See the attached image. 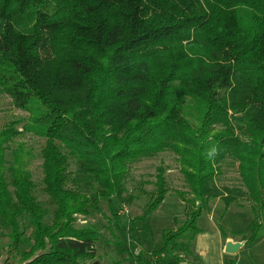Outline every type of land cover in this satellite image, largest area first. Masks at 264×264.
<instances>
[{"label":"trees","instance_id":"obj_1","mask_svg":"<svg viewBox=\"0 0 264 264\" xmlns=\"http://www.w3.org/2000/svg\"><path fill=\"white\" fill-rule=\"evenodd\" d=\"M0 96L26 114L0 125L1 264H94L103 236L91 218L103 205L116 230L108 244L149 264L135 223L165 200L164 173L141 216L117 215L138 199L131 168L161 153L180 163L186 193L184 221L162 233L158 257L189 256L214 201L219 219L248 206L242 241L259 237L264 0H0ZM24 135L40 141L39 189ZM228 168L232 186L221 184Z\"/></svg>","mask_w":264,"mask_h":264},{"label":"rangeland","instance_id":"obj_2","mask_svg":"<svg viewBox=\"0 0 264 264\" xmlns=\"http://www.w3.org/2000/svg\"><path fill=\"white\" fill-rule=\"evenodd\" d=\"M26 114L13 108L10 100L6 96H0V125L16 119L25 118ZM17 144H22L29 155L25 156L28 161L27 169L33 181L40 188V158L38 152L40 141L32 135H24L18 138ZM14 145H12L13 147ZM180 163L170 153L154 154L145 158L140 163L134 165L127 179V191L137 194L138 199L130 206L121 208L118 217L124 222L133 220L141 216L147 204L148 193L154 190L155 176L163 172L168 186V193L159 208L150 215L145 221H136L135 248L138 256H145L149 259V264L163 259L159 264L170 262L171 264H224L226 260L232 259L235 264H264V216L262 219L263 227L259 237L245 247L242 241L249 233V226L253 221V216L248 211V206L242 209L230 207L222 218V205L218 201L210 204V211L203 214L197 222L200 233L195 238L191 246V254L186 256L179 254V261L168 259L162 255L158 257V252L162 247V233L167 230L176 229L184 221V205L180 198L185 195L184 182L179 173ZM138 184L139 190L135 189ZM222 185L232 186L237 184V175L232 168L226 169L221 181ZM39 200H45V196L37 192ZM102 213L91 218L92 222L97 223L103 238L100 244L96 245L97 257L94 264H132L127 261V255H120L117 250L108 242L112 241V232L116 236V230L111 223L110 214L107 208L102 206ZM79 224H83V217L77 218ZM110 220V224L107 223ZM121 223L126 226L127 223ZM219 227L222 228L224 235L221 234ZM140 242H138V240ZM240 244L237 251L233 254L225 253V244ZM3 256L0 257V264ZM134 264H138L135 262Z\"/></svg>","mask_w":264,"mask_h":264},{"label":"water","instance_id":"obj_3","mask_svg":"<svg viewBox=\"0 0 264 264\" xmlns=\"http://www.w3.org/2000/svg\"><path fill=\"white\" fill-rule=\"evenodd\" d=\"M240 244H232V243H226L225 244V253L226 254H233L237 251V249L239 248ZM27 264V263H25Z\"/></svg>","mask_w":264,"mask_h":264}]
</instances>
